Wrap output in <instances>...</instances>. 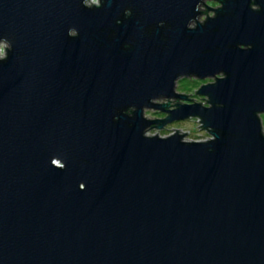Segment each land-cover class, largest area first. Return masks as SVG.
Wrapping results in <instances>:
<instances>
[{"label":"water","instance_id":"water-1","mask_svg":"<svg viewBox=\"0 0 264 264\" xmlns=\"http://www.w3.org/2000/svg\"><path fill=\"white\" fill-rule=\"evenodd\" d=\"M90 1L0 0V264H264V0Z\"/></svg>","mask_w":264,"mask_h":264},{"label":"rangeland","instance_id":"rangeland-1","mask_svg":"<svg viewBox=\"0 0 264 264\" xmlns=\"http://www.w3.org/2000/svg\"><path fill=\"white\" fill-rule=\"evenodd\" d=\"M97 3H99V0H91L89 4L93 5ZM207 5L214 9H219L222 6L220 0H205V4L202 7V11H204L205 14L200 17L199 22H204L208 18V16L209 17L215 16V10H209ZM195 26H196V23L194 22L191 25V27H195ZM6 47L9 48V45L5 43L0 45V48L3 49V57L7 53ZM213 82H215V79H207V80H199L197 78L181 79L177 83V92L179 94H187L189 95V98H192L194 100H191V99L180 100L179 103L194 104L195 102H198V103L203 102L202 105L206 107L210 106L209 102H207L208 98H205L204 96H200L198 93H196V91L200 90L204 85H207ZM163 102L166 103L168 101L164 100V101H159L158 103H163ZM175 103H178V101H171L170 104L174 105ZM174 108H176V106H171V109H174ZM146 116L149 119H155V117L159 119H163L167 117V114L161 111L147 110ZM261 119H262V124L264 128V114L261 115ZM201 125H203V123L201 122V119L191 118L185 121H179V122L169 124L165 126L163 129L152 128L147 132V135L155 136L158 133V136L165 138V137H169L173 135L174 133H176L177 130L173 128H177L180 130L179 134H183V132H189L188 134L184 136V140L187 142H191V141L204 142V141L210 140L212 138V135L210 134L208 130L201 127Z\"/></svg>","mask_w":264,"mask_h":264},{"label":"flooded vegetation","instance_id":"flooded-vegetation-1","mask_svg":"<svg viewBox=\"0 0 264 264\" xmlns=\"http://www.w3.org/2000/svg\"><path fill=\"white\" fill-rule=\"evenodd\" d=\"M222 0H220V2H221ZM202 7H203V5L201 6V11H202ZM255 7V6H254ZM202 13H203V15L205 14V12L204 11H202ZM134 112V110L133 109H130L129 111H128V113L129 114H132Z\"/></svg>","mask_w":264,"mask_h":264},{"label":"clouds","instance_id":"clouds-1","mask_svg":"<svg viewBox=\"0 0 264 264\" xmlns=\"http://www.w3.org/2000/svg\"><path fill=\"white\" fill-rule=\"evenodd\" d=\"M2 57H3V49L0 48V58H2Z\"/></svg>","mask_w":264,"mask_h":264}]
</instances>
